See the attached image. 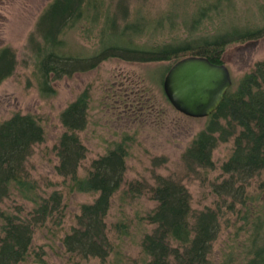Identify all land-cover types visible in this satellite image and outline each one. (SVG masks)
Wrapping results in <instances>:
<instances>
[{
  "label": "trees",
  "instance_id": "obj_1",
  "mask_svg": "<svg viewBox=\"0 0 264 264\" xmlns=\"http://www.w3.org/2000/svg\"><path fill=\"white\" fill-rule=\"evenodd\" d=\"M103 1L52 0L39 16L30 44L42 95L55 93L51 84L54 79L95 69L112 57L172 61L173 65L183 57L202 55L221 63L228 45L264 37V22L256 21V14L253 18L237 14L236 18H226L227 12L234 11L236 0H168L166 10L151 11L148 19L138 6L130 10L131 0H118L115 13L106 11ZM261 1L256 0L255 6L262 17ZM84 19L99 25L98 46L89 55L71 51L66 37L69 29ZM107 29L111 31L110 40H103ZM144 37L147 39L143 41ZM17 65L14 49L1 47L0 85L14 74ZM89 106L88 90L67 105L60 115L64 131L54 146L59 158L56 172L64 177L70 191L97 194L92 202L80 205L75 226L61 238L74 264L90 258L105 262L115 251L107 217L118 192L123 201L147 196L156 202L139 218L154 228L141 239L145 258L137 264H216L211 255L223 222L234 227L235 232L219 264H264V191L255 196L248 190L250 180L264 171V60L257 61L234 82L180 159L184 174L199 175L201 170L214 167V149L233 141L232 153L221 166L226 177L213 182L225 210L220 204L215 209L194 212L190 191L173 174L155 175L152 183L127 180L131 152L126 140L116 142L105 154L94 158L87 174L81 176L79 168L87 158L88 148L80 132L88 125ZM44 140V127L33 114L15 112L0 123V264L25 263L31 253L39 262H45L43 251H32L35 232L39 227L53 231V226L63 224L64 192L56 189L42 195L39 182L31 178L28 170L35 146ZM13 196L32 202L27 214L14 203L17 200ZM11 198V205L4 207ZM226 210L237 215L234 221L230 216L220 219ZM113 226L119 236L129 233L123 221ZM246 231L245 237L240 236Z\"/></svg>",
  "mask_w": 264,
  "mask_h": 264
},
{
  "label": "rangeland",
  "instance_id": "obj_2",
  "mask_svg": "<svg viewBox=\"0 0 264 264\" xmlns=\"http://www.w3.org/2000/svg\"><path fill=\"white\" fill-rule=\"evenodd\" d=\"M51 1L0 0V48H13L18 60L14 74L0 85V123L15 112L37 116L44 127L45 140L35 146L28 160V170L31 178L39 182V193L47 195L53 190L61 189L66 204L61 227L53 226V231H49L47 227H39L35 232L32 251H43L41 254L45 262H39L35 253H31L25 263L19 264H74L69 259L61 238L75 226L80 205L92 202L97 194L70 191L64 183V177L56 172L59 158L54 146L64 131L60 118L62 111L85 90L90 94L89 121L80 135L88 148V155L79 168L81 176L87 174L94 158L105 154L116 142L126 140L131 152L127 159V180L145 179L152 183L155 175L173 174L182 179L190 191L194 212L207 207L215 209L220 204L225 210L221 198L213 190V182H220L226 177L221 166L232 153L233 141L221 143L214 149L213 168L203 169L199 175L184 174L180 161L182 153L205 127L208 116H187L177 110L168 99L163 82L172 61L140 62L112 57L95 69L54 79L51 84L55 93L42 95L30 37L35 33L39 16ZM167 1L131 0L129 5L131 11L138 6L148 19L153 14L151 11L157 13L166 10L169 7L166 6ZM103 2L106 11L116 12L118 0ZM256 4V0H236L234 11L227 12L226 18H233L236 14L237 17L253 18L256 14L255 20L262 23L264 15L261 17L259 10L256 11ZM119 25H122V21H119ZM109 33L111 31L108 29L104 31L103 40H110ZM66 37L71 51L89 55L98 46L99 25L81 20L69 29ZM146 39L144 37L142 40ZM222 59L237 83L257 61L264 60V37L228 45ZM126 137L129 138L125 139ZM248 190L255 196L264 191V171L250 180ZM12 198L17 200L15 204L23 207V214H27L33 206L32 202L19 196ZM12 198L4 207L11 205ZM155 205L156 202L147 196L135 200L125 198L123 201L121 192H118L107 217L115 251L105 262L99 258H90L79 264L143 262L145 256L141 253L140 242L146 232L153 230L154 225L139 218ZM226 211L229 213L226 212L220 219L223 221L230 216L234 221L237 215L230 210ZM119 221L128 225V234L119 236L114 229L113 224ZM222 225L223 230L213 243L211 255L216 264L228 252L227 246L235 232L234 227H228L225 222ZM247 232H240V236L245 237Z\"/></svg>",
  "mask_w": 264,
  "mask_h": 264
},
{
  "label": "water",
  "instance_id": "obj_3",
  "mask_svg": "<svg viewBox=\"0 0 264 264\" xmlns=\"http://www.w3.org/2000/svg\"><path fill=\"white\" fill-rule=\"evenodd\" d=\"M233 85L225 63L191 55L176 61L164 79V91L176 109L191 117L214 112Z\"/></svg>",
  "mask_w": 264,
  "mask_h": 264
},
{
  "label": "bare ground",
  "instance_id": "obj_4",
  "mask_svg": "<svg viewBox=\"0 0 264 264\" xmlns=\"http://www.w3.org/2000/svg\"><path fill=\"white\" fill-rule=\"evenodd\" d=\"M191 56V55H190ZM200 56H202V55H200ZM184 58V57H183ZM182 59V58H181ZM180 60V59H179ZM221 63H225V62H221ZM226 64V63H225ZM227 65V64H226ZM228 66V65H227ZM171 68V67H170ZM230 69V68H229ZM169 71V70H168ZM231 71V70H230ZM168 73V72H167ZM232 74V73H231ZM165 79V78H164ZM164 83V82H163ZM233 84H234V80H233ZM233 86V85H232ZM231 86V87H232ZM229 91V90H228ZM227 94V93H226ZM226 96V95H225ZM171 102V101H170ZM174 106V105H173ZM178 110V109H177ZM183 113V112H182ZM213 113V112H212ZM211 113V114H212ZM186 115V114H185ZM188 116V115H187ZM209 116V115H208ZM191 117V116H190ZM207 117V116H206ZM196 118H199V117H196Z\"/></svg>",
  "mask_w": 264,
  "mask_h": 264
}]
</instances>
